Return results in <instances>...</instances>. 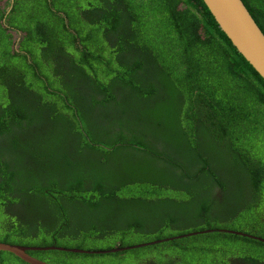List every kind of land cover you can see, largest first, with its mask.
<instances>
[{
    "label": "trees",
    "instance_id": "trees-1",
    "mask_svg": "<svg viewBox=\"0 0 264 264\" xmlns=\"http://www.w3.org/2000/svg\"><path fill=\"white\" fill-rule=\"evenodd\" d=\"M243 2L264 33V0ZM5 19L23 33L18 48ZM2 37L0 243L108 251L167 238L175 210L187 209L192 231H241L244 214L264 210V154L254 150L264 148V80L202 0H9ZM33 42L55 49L39 62ZM223 241L264 247L214 232L113 254L29 253L145 264L181 243L220 252ZM0 264L28 263L0 252Z\"/></svg>",
    "mask_w": 264,
    "mask_h": 264
},
{
    "label": "water",
    "instance_id": "water-1",
    "mask_svg": "<svg viewBox=\"0 0 264 264\" xmlns=\"http://www.w3.org/2000/svg\"><path fill=\"white\" fill-rule=\"evenodd\" d=\"M208 8L221 31L227 36L237 52L264 80V33L249 12L243 0H202ZM213 231H206L209 233ZM226 233L248 237L264 243V239L241 232L225 231ZM157 242L145 243L134 247H118L108 251H87L66 249L62 247H25L14 244L0 243V252H7L28 264H49L33 257V251H60L87 255H104L124 252L131 249L146 247Z\"/></svg>",
    "mask_w": 264,
    "mask_h": 264
},
{
    "label": "flooded vegetation",
    "instance_id": "flooded-vegetation-1",
    "mask_svg": "<svg viewBox=\"0 0 264 264\" xmlns=\"http://www.w3.org/2000/svg\"><path fill=\"white\" fill-rule=\"evenodd\" d=\"M2 26L6 27V29H8V32L11 33L12 35H13V32H15L17 34H20L23 37V33L19 29L10 26L7 23V19H5L2 22ZM22 37H20V38H22ZM19 42H21V39H19ZM19 45H20V43H19ZM8 158H11V155H8ZM242 190L245 192L247 190V188H242ZM217 191H220L219 188H215V191H214L215 195H216V200L221 202V200H219L218 198L222 199V195L218 196L219 192H217ZM9 196L10 195H7V197H9ZM12 196H10L9 198H11ZM160 201L161 200L157 201L156 203L158 204ZM23 205H25V204H19L18 203V205H12V210L15 212V214L17 216L22 217V218H26L28 215L26 212H23V211H25V208ZM175 212H176L177 216H176V218H173L171 220H176V223H173V221H168L166 223V224L171 226L169 231H172V233H167L168 232L167 231L166 232L167 238L154 241L157 243H155L153 245H156L159 243H165V242H175L177 240H181L182 238L201 236V235H204L205 233H203V232H206V231H213V232H209V233H214V232L226 233L225 231H236V232H241V233H245L248 235H252L254 237L264 239V210L261 212H257L256 216L249 215V217L246 218V221L241 220V231L230 230V229H213V230H206V231L205 230H203V231H192L193 226H192V224H189L191 221L190 220L191 218L187 213V209H181L180 211L175 210ZM212 214L214 216H217L216 213H214V212H212ZM149 222H150V223H148V224H150L149 228H152V227H155L156 225L161 224L159 222H153V221H149ZM176 224H178L179 226H182V227L185 226L184 228H182L183 231L179 232V231L175 230L174 228L176 227ZM237 224H240V222H238ZM190 231H192V232H190ZM209 233H206V234H209ZM179 234H181V235H179ZM245 238H248V237H245ZM249 239H251V238H249ZM252 240H255V239H252ZM255 241H258V240H255ZM110 242H111V240H110ZM258 242L264 244L261 241H258ZM145 243L148 244V243H152V242H144L142 244H145ZM230 244L231 243H228L226 241L221 242L220 245H218L220 247L221 251L217 252L216 250H213V248L211 246L197 247L195 250H189V249L183 250V248L181 249V247L184 246L185 243L184 244L181 243L178 248L177 247L175 248L173 253L164 252L158 258L153 256V255H149V256H146L143 259V261L145 262V264H187L185 262V260H182L181 257L184 256L185 254L188 255L189 253H192L194 251H198L199 253L205 252V253L210 254L212 256H214V255L217 256L216 259L210 260L207 264H264V249H262L261 247H259V248L250 247L253 245H251L248 242H241L239 244L232 243L231 245L236 247L235 249H237V250L230 251L229 250V246H231ZM138 245H141V244H138ZM191 245H189V247H191ZM134 246H137V245H134ZM134 246H126V247H134ZM148 246H152V245H148ZM148 246H146V247H148ZM146 247H140V248H146ZM136 249H138V248H136ZM132 250H134V249L127 250V251H132ZM182 250H183V252H182ZM173 255H177V256H173ZM249 256H253V257L250 258ZM245 257H247V258H245ZM219 258H220V260H219Z\"/></svg>",
    "mask_w": 264,
    "mask_h": 264
},
{
    "label": "rangeland",
    "instance_id": "rangeland-1",
    "mask_svg": "<svg viewBox=\"0 0 264 264\" xmlns=\"http://www.w3.org/2000/svg\"><path fill=\"white\" fill-rule=\"evenodd\" d=\"M8 2H9V0H0V9L1 10H5L7 7H8ZM34 6H36L35 8H34V11L39 15L40 14V10H41V7H42V5L39 3V2H35L34 3ZM10 8V7H9ZM8 10V9H7ZM22 16H23V13H22ZM26 18V17H25ZM25 18H23V20L25 19ZM22 20V21H23ZM21 21V22H22ZM26 24V23H25ZM51 30H54V28L53 29H51ZM20 37H22L20 34H17V33H15V32H13V35H12V41H13V44H14V46H15V48H18L19 47V39H21L22 40V38H20ZM51 39L55 42V43H57L58 41H65V39H67V38H63V37H58V36H51ZM38 43H36V42H33L31 45L33 46V48H35L34 49V55H35V57L38 59V61L39 62H41L40 61V59L39 58H41V54H45V56H49V55H51L52 54V50H54L55 48H51L50 50H48V46L46 45V44H44L42 47L43 48H45V49H42V50H39V48L41 47V46H38L37 45ZM57 45H59V44H55L54 46H57ZM41 47V48H42ZM7 48H9V44L5 41V39L2 37V43H1V45H0V58H2L3 56H5V54H6V52H7ZM37 50H39L38 52H37ZM37 54V55H36ZM10 60L8 59L7 60V62H9ZM43 67V66H42ZM30 78H31V76H30ZM34 88L35 89H37L38 90V87L37 86H34ZM254 150L256 151V153L258 154V155H261V154H264V148H254ZM264 156V155H263ZM262 156V157H263ZM249 215H250V213L249 214H244L243 215V217L241 218V220L242 221H246V218H248L249 217ZM249 224V223H248ZM214 244H216V243H214ZM204 246H209V245H207V243H203V245L201 244V246H199V247H204ZM250 247H257V248H259V245H253V246H250ZM236 247H234V246H229V250L230 251H233V250H237V249H235ZM262 249H264V247H261ZM216 257L217 256H212V255H210V254H207V253H205V252H203V253H199L198 251H194V252H192V253H189L188 255L187 254H185L184 256H182L181 258H182V260H185V262L187 263V264H207L210 260H212V259H216ZM158 258V257H157ZM138 259V257L136 256V255H134V254H130V255H127L123 260L126 262V264H132V263H135V261ZM219 260H220V258H219Z\"/></svg>",
    "mask_w": 264,
    "mask_h": 264
}]
</instances>
